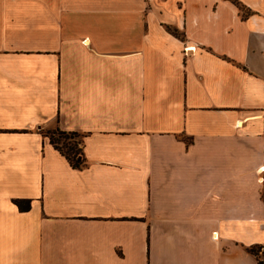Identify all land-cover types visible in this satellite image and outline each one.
Masks as SVG:
<instances>
[{
    "label": "crops",
    "instance_id": "0c3cea01",
    "mask_svg": "<svg viewBox=\"0 0 264 264\" xmlns=\"http://www.w3.org/2000/svg\"><path fill=\"white\" fill-rule=\"evenodd\" d=\"M237 1L0 0V264H264V0Z\"/></svg>",
    "mask_w": 264,
    "mask_h": 264
},
{
    "label": "trees",
    "instance_id": "16d2710c",
    "mask_svg": "<svg viewBox=\"0 0 264 264\" xmlns=\"http://www.w3.org/2000/svg\"><path fill=\"white\" fill-rule=\"evenodd\" d=\"M244 13L245 15V7L237 0H232ZM168 30L173 34L180 36V33L176 28L168 27ZM45 135L48 136L49 142L53 145L55 149H57L70 163L73 168L80 169L84 165V156L82 151V138L80 134L74 131H63L59 128H56L51 131H46ZM61 143V144H60ZM261 197L264 200V184L261 193ZM17 207L21 211H26L30 208V199H14ZM262 249L264 253V246L255 245L247 248V250L257 257L258 251ZM263 263V261H259Z\"/></svg>",
    "mask_w": 264,
    "mask_h": 264
},
{
    "label": "rangeland",
    "instance_id": "374dc122",
    "mask_svg": "<svg viewBox=\"0 0 264 264\" xmlns=\"http://www.w3.org/2000/svg\"><path fill=\"white\" fill-rule=\"evenodd\" d=\"M38 5H39L40 13H41V10H42V8H43V5H42L41 2H38ZM245 13H246V11H245ZM80 138H82L81 135H80V137H79L78 139H80ZM60 144H61V143H60ZM262 176H264V173H262ZM262 176H261V177H262ZM263 184H264V182H263ZM250 247H251V246H250ZM257 258L264 262V253H263V250H262V249H260V250L258 251Z\"/></svg>",
    "mask_w": 264,
    "mask_h": 264
},
{
    "label": "built area",
    "instance_id": "2783aa9c",
    "mask_svg": "<svg viewBox=\"0 0 264 264\" xmlns=\"http://www.w3.org/2000/svg\"><path fill=\"white\" fill-rule=\"evenodd\" d=\"M262 182H264V176H262Z\"/></svg>",
    "mask_w": 264,
    "mask_h": 264
},
{
    "label": "bare ground",
    "instance_id": "6f19581e",
    "mask_svg": "<svg viewBox=\"0 0 264 264\" xmlns=\"http://www.w3.org/2000/svg\"><path fill=\"white\" fill-rule=\"evenodd\" d=\"M261 181H262V177H261Z\"/></svg>",
    "mask_w": 264,
    "mask_h": 264
}]
</instances>
